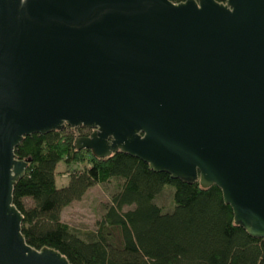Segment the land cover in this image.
<instances>
[{
    "label": "water",
    "instance_id": "95a60500",
    "mask_svg": "<svg viewBox=\"0 0 264 264\" xmlns=\"http://www.w3.org/2000/svg\"><path fill=\"white\" fill-rule=\"evenodd\" d=\"M67 125L94 129L78 150L217 185L264 238V0H0V264H71L14 201L16 148Z\"/></svg>",
    "mask_w": 264,
    "mask_h": 264
},
{
    "label": "trees",
    "instance_id": "16d2710c",
    "mask_svg": "<svg viewBox=\"0 0 264 264\" xmlns=\"http://www.w3.org/2000/svg\"><path fill=\"white\" fill-rule=\"evenodd\" d=\"M76 137L66 126L28 135L16 148L17 158L32 159L14 189L31 246L58 249L71 264H264V238L253 237L236 221L217 185L203 188L198 181L155 172L123 151L99 158L89 149L78 150ZM61 162L84 166L59 187ZM111 181L118 189L95 231L83 236L62 220L66 206L91 187ZM169 185L174 207L164 211L156 199Z\"/></svg>",
    "mask_w": 264,
    "mask_h": 264
},
{
    "label": "rangeland",
    "instance_id": "374dc122",
    "mask_svg": "<svg viewBox=\"0 0 264 264\" xmlns=\"http://www.w3.org/2000/svg\"><path fill=\"white\" fill-rule=\"evenodd\" d=\"M84 164H72L68 166L61 162L57 168L56 182L61 187L68 183L69 175L76 168L83 167ZM118 189L116 181L106 184H97L91 187L85 195L66 206L61 213L62 220L72 228L81 233H91L97 229V223L102 219L105 207L111 202L113 193ZM174 187L167 186L157 197L156 202L164 211H171L173 203ZM28 203H31L28 201Z\"/></svg>",
    "mask_w": 264,
    "mask_h": 264
},
{
    "label": "flooded vegetation",
    "instance_id": "af4514ba",
    "mask_svg": "<svg viewBox=\"0 0 264 264\" xmlns=\"http://www.w3.org/2000/svg\"><path fill=\"white\" fill-rule=\"evenodd\" d=\"M71 128H73V127H71ZM73 129H74L77 137L89 136L94 131V129L89 128V127H85V126H79L77 128H73Z\"/></svg>",
    "mask_w": 264,
    "mask_h": 264
}]
</instances>
